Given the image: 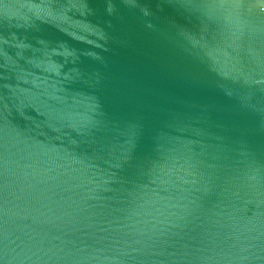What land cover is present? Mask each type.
<instances>
[{
  "label": "water",
  "instance_id": "95a60500",
  "mask_svg": "<svg viewBox=\"0 0 264 264\" xmlns=\"http://www.w3.org/2000/svg\"><path fill=\"white\" fill-rule=\"evenodd\" d=\"M0 264H264V0H0Z\"/></svg>",
  "mask_w": 264,
  "mask_h": 264
}]
</instances>
